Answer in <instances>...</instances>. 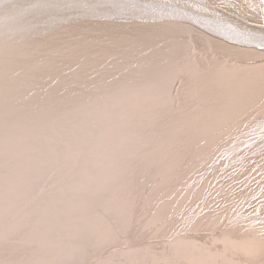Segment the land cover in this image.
<instances>
[{"label": "rangeland", "instance_id": "1", "mask_svg": "<svg viewBox=\"0 0 264 264\" xmlns=\"http://www.w3.org/2000/svg\"><path fill=\"white\" fill-rule=\"evenodd\" d=\"M32 1L38 2V0H0V14L2 12H10L8 15L21 13V16L11 17L7 24L12 23L13 20H19L18 23L23 22L29 28L14 34L9 31L11 28H6L7 24L5 27H1L0 46L26 45L31 41L30 37L19 39L18 37L25 32L29 34L28 31L35 27L46 28L48 33H66L76 25L82 30L81 35L88 36V39L98 42L93 50L96 52L95 55L87 58H80L81 55L77 56L78 60L70 64L60 57L56 61L54 59L49 62L47 69H35L31 76L37 80L43 78V82L46 83L52 81L53 85L59 86L58 90L52 91L54 93L61 95L78 93L81 95L82 101L87 99L88 102L91 100L92 103L95 101L97 104L94 106L95 104L92 105L91 101L90 103L84 102L85 107L83 105L82 107L74 106L66 115L65 113L58 114L55 119L57 123L62 122L65 116H71L61 125L50 126V128L45 124L34 133L33 138L35 141L51 140L53 149L52 147L47 150L43 147H36L30 152L32 153L28 156L30 158L23 162V165L28 167L32 162L31 159L41 160L37 164L38 166L27 168L26 174L29 178L38 179L39 176L45 175L43 172H46L47 175L38 186L29 191V194L34 197L30 201L31 206H39V202L42 203V199L45 198L53 200L58 198V201H54L52 208L55 211L56 207L60 210H65L67 207L66 211L71 208L76 209L73 219L60 221L61 225L59 226L61 227L58 226V230L57 228L54 230L56 237L62 238L63 242L61 244L63 248L60 246L62 250L60 251L59 248L60 252L56 253L58 261H55L54 264H249L250 262L254 264L261 257L264 258V237L260 236V238L258 234L256 235L259 237L256 238L257 240L247 239L243 243L222 244L221 254L215 251L211 239L203 243L199 242V237L204 235L208 240L209 237L212 238L210 235L216 222L224 214L227 215L233 211L243 194L258 188L264 180V161L263 164L261 161L264 158L256 160V162L252 161L253 159L243 161L250 148L249 138H244L233 150H228L226 153L219 154L213 161H208V159H213V153L220 145H224L238 132L239 127L243 126L252 116L256 117L260 113H258L260 109H264V49L239 47L238 51L233 49L234 45L225 41L205 40L204 36L207 38L209 36L206 34L212 33L204 31L205 29L197 26L191 20L188 21L182 12L185 5L178 0H133L135 4L131 6H137L140 10L144 9L145 13L139 12L137 7L136 9L135 7L131 8L132 10L127 7L128 11L114 16L93 13L79 15L80 13H77L81 10L97 8L116 10L120 4L123 7L122 3L125 4L129 0H114L115 2L120 1V4H113V0H111L112 2L106 0L110 2L109 5L95 3L97 0H92L94 6L86 4L82 7L72 6L71 3H68L71 0H62L59 1L60 3L51 4L50 8L41 10L36 9L38 6L35 7V3ZM252 1L256 2L253 3L255 7L264 9V0ZM131 3H126V6ZM149 8L152 11H149ZM34 9L39 12H35ZM116 11L118 13V10ZM206 12L212 13L210 10ZM173 13L181 16H175ZM61 15L67 17L61 22L54 19ZM50 19H54L52 20L53 24H48ZM188 26L194 29L198 27L199 30H196L203 33L204 36L199 37L202 35L189 32ZM164 35L168 36L167 39ZM130 36L132 39L128 38ZM138 38L143 39L139 40ZM179 39L184 42L179 50L181 55L178 64H186L185 68L182 67L183 65L176 66L170 57L163 56L164 58L161 57V60L158 61L157 57H153L158 54L156 49L149 47L150 50L148 48L143 50L141 47L148 41L150 44L154 43L153 48L160 46L158 49H161L165 44H170L172 52L176 53L177 47L174 42ZM101 47L102 49L99 51ZM146 50H149L150 53L149 51L146 53ZM154 50L155 54H153ZM138 52H140V56L142 55L141 57L134 56L139 54ZM79 53L77 52V54ZM130 54L132 57H129ZM38 58L37 54L26 57L27 61L33 63ZM89 63L91 70L88 68V72L80 73L82 69H86L85 66ZM172 66H174L172 72H166L167 68ZM175 67L179 68L174 70ZM53 70L55 71L53 72ZM70 71L75 72L71 73ZM16 77L18 75L12 73L6 81L11 83ZM201 77H206V79L202 80ZM159 78L162 80L158 81ZM63 81L64 83H62ZM205 82L208 84L205 85ZM203 88L208 92L213 91V94L205 97L210 98L209 102H213V108L202 104L204 99L200 96V91ZM41 92L36 89L31 92V95L25 96L24 104L19 108L0 111V126H2L0 142L7 137L6 127L8 125H26L25 121L16 123L14 110L24 108V106L27 110L38 109L39 107L33 106V102L30 101H34L36 97L33 96H38ZM48 96L47 103L52 101V96ZM84 96L87 97L83 98ZM87 105H90L91 109ZM251 106L260 107L259 109L255 108L257 111L253 112ZM206 115H208L207 119ZM204 119L206 122L208 121L207 124ZM19 123L21 124L19 125ZM129 133H133L132 143L138 144L133 146L131 151V147L126 150V146L123 144ZM78 134L82 135L80 141L74 143L72 139ZM42 135L44 136L42 137ZM153 136L154 139L148 140ZM110 138L112 142L109 141ZM58 139L64 140V145L56 146L54 143ZM104 140L107 142H103ZM147 143L151 151L141 155V150H137V148L147 146ZM108 144H110L109 150L106 146ZM263 144L261 143L260 146ZM90 145L101 146L103 151L101 157L93 150L83 149ZM56 152H58L57 155ZM262 152L264 153V150ZM134 156L141 157L142 161L149 165L142 170L137 165L121 167L120 172L124 174L123 178L127 179H136L135 175H139L142 179H151V182L148 180L147 187L142 192L151 199L150 208L154 207L150 210L147 208V211L142 213L146 217L149 214L147 218L141 215L143 217L141 219L146 218L141 220L140 224L143 227L140 230L143 231H139V237L146 233L144 240L132 238L129 228L121 230L122 226L119 227L115 221L117 218L114 214L117 212H108L105 208L106 203L110 200V193L107 192L105 186H110L114 179L113 175H110L106 180H103L107 174H111L108 170L110 162L116 160L124 166L125 158ZM229 156L231 157L229 158ZM159 165L162 166L159 167ZM252 165L255 168L252 169ZM202 167H204V171L199 173ZM2 171L0 172L3 174ZM118 171L117 173L120 174ZM9 172V169L6 170V175ZM50 176L57 180L56 183H53L54 179H51ZM3 179L10 181L5 177ZM124 180L122 181L126 184L127 181ZM88 181L90 183L86 184ZM81 182H84L85 186ZM1 191H3V187H0V194ZM160 194L163 198L166 197L165 200L163 198L161 200ZM139 196L142 195L139 194ZM154 202L156 205L152 204ZM83 207L89 208V212L82 214L81 208ZM52 209L50 208L48 212L49 217L54 215ZM1 210L3 214L0 215V218H5L4 221L8 220L10 215L9 210H6V205H3ZM159 214L160 217H158ZM151 217L152 220H150ZM217 218L219 219L217 220ZM145 221L149 222V225ZM145 223L148 226L144 227ZM104 225L111 232L112 240L111 236L109 238L103 236L102 239H98L97 236L92 237L93 232L85 229L87 227L92 229V226L102 229ZM146 227H148L149 235L147 231H144ZM77 230L81 232L79 235H71L75 234ZM199 231L203 233L201 234ZM64 234L65 236H63ZM247 234L249 233L247 232ZM69 236L82 237L80 239H83L86 244L94 240L93 246L86 245L83 248L87 247L83 254L73 257L70 254H75L76 251L68 245L67 241V243L64 241ZM38 237L41 236L38 235ZM8 239L1 240L7 241ZM26 239L27 235L24 245ZM38 240L40 239L38 238ZM67 240L70 241V239ZM238 255L245 256L240 259ZM35 262L37 261L35 260Z\"/></svg>", "mask_w": 264, "mask_h": 264}, {"label": "bare ground", "instance_id": "2", "mask_svg": "<svg viewBox=\"0 0 264 264\" xmlns=\"http://www.w3.org/2000/svg\"><path fill=\"white\" fill-rule=\"evenodd\" d=\"M59 1H62V0H38V2L36 1V3H35L34 1H32V3L33 2L35 3L34 4L35 7L38 6L36 9L39 8L41 10V9L47 8V7L50 8L51 4L60 3ZM131 1H132V3H131ZM178 1L185 5V8L182 9V12H183L185 18L188 19V21L191 20V22H194V24H196L197 26L205 29L204 31L211 32L212 34L207 33L206 35H208L209 37L206 38L203 33L201 34V32L198 31L199 30L198 27L196 28L198 30H196L193 27L188 26L189 32H193L196 34L198 33V34L202 35L199 37L204 36L205 40L207 39L211 42L215 41V39L225 41L228 44L234 45L233 49H235V50H238L239 47L248 48V49H256V50L257 49L258 50L264 49V9H259L258 6L255 7V5L253 3H256V2H253V1L251 2V0H178ZM129 2L131 4H127V6H126V3H129ZM68 3H71L72 6H76V7L86 6V4H88V5L91 4L92 6H94V4L92 3V0H82V1L81 0H79V1L78 0H71V2L69 1ZM95 3L108 4L110 2H108L106 0H97V1H95ZM114 3L120 4V1L119 2L114 1L113 4ZM126 3L125 4L122 3L123 7L120 6L121 4L118 6V8L116 9V10H118V13L115 9H112V8H106V9L97 8V9H89V10H84V11L81 10L77 14L80 13L79 15H90L91 13H93V14H100V15L108 14L109 16H111V15L114 16V15L124 13V11H126V10L128 11V8L131 9V8L135 7V6H131V5L135 4V2L133 0H129ZM113 4H112V6H113ZM136 7H135V9H136ZM131 10H129V11H131ZM143 10H140V8H138L139 12L145 13L146 10H144V12H143ZM148 10L152 11V10H150V8ZM207 10H210L212 13L211 14L207 13L206 12ZM34 11L39 12V11H36L35 9H34ZM8 12H9V9H8ZM30 12H32V11H30ZM158 12H160V11H158ZM176 12H178V11H176ZM9 13H7V12L3 13L2 12V14H0V28L3 26L5 27V25L7 24L8 20L11 19V17L21 16V13H19V12H17L16 14L14 13L12 15H8ZM158 14H160V13H158ZM173 14L175 15V13H173ZM175 16H181V15L178 14ZM65 17H67V16L61 15L60 17L54 18V19L61 22L62 20L65 19ZM54 19H50L48 24H53L52 20H54ZM18 21L19 20H17V21L13 20L12 23L7 24L6 28L7 29L11 28V30H9V31H11L14 34L19 33L23 30L29 29L25 23H23V22L18 23ZM77 27H78V25H76V27L72 28L70 31L69 30L66 31V33H63V32L48 33V32H46L48 30L46 28H36L35 27V29L28 31L29 34H27L25 32V33L19 35L18 39L23 38V37H27V38L30 37L31 41L29 43H27L26 45L22 44L23 46H21V45L17 46L15 44L16 46H11V47L10 46H8V47L0 46V111H4V110L7 111V109H9V108L12 109L15 107L19 108L24 104L23 99L25 98V96L31 95L32 94L31 92L36 90V89L42 91L40 93V95L38 94V96L32 95L33 97H36V98H34V101L33 100L30 101V102H33V104H34L33 106H36V107L38 106L39 107L38 109L35 108V109L27 110V108L24 106L25 109L24 108L17 109V110L15 109L14 110L15 113L13 112L15 114L14 120L16 121V123H17V121H19V122L25 121L27 126L26 125L25 126L24 125L18 126L17 124H12V125L7 124L8 125L6 127L7 137L4 141L0 142V171L3 170L2 172L4 174L3 175L0 172V187H3V191H1V194H0V215L2 216V214H3V211L1 210L3 205H6V210H9V215H10L8 217V220H6V221H4L5 218H2V217L0 218V264H33L35 262V260L38 262V264H54V263H56L55 261H58V259H57L58 253L57 252H60L62 250L63 247L61 246V244L63 242H62V238L60 239V238L56 237V233L54 230L59 225H61L60 221L64 222L66 220H71L75 217V216H73V213L76 210L75 208H71V209H69V211H66V209H68L67 207L65 210H60V209H57V207L54 205V207H56V211H55V209H52L53 204L56 201H58L57 200L58 198H56V200H53L52 198H45V199H42V201H41L42 203L39 202V206L38 205L37 206L32 205L33 207L31 206L30 201H32L34 199V197L29 194V191L30 190L32 191L31 188L38 186L46 178L45 177L46 172H43V174L45 173V175L39 176L38 179L29 178V176L26 174L27 168L36 166L37 164H39L41 162V160H38V159L32 160L31 159L32 162L29 164L30 167L28 165H26L28 167H25L23 165V162L25 161V159L30 158V157L28 158V156L30 154H32L30 152L32 150L36 149V147H43L44 149L46 148V150L48 148L52 147V149H53V146H52L53 143H51V140H48V139L42 140L39 138L40 140L35 141L33 138V135L35 132H37L39 129L44 127L45 124L48 125L49 127L50 126L55 127V126L63 124L64 122L68 121L71 118V116L67 115L63 119L61 118L62 122L57 123L55 121V119H56V116L58 114L65 113V115H66L67 112L69 113L71 108H74V106L82 107V105H83L85 107L86 104L84 105V102H88L87 99H86V101H84V100L82 101V98L80 97L81 95H79L78 93L77 94L76 93L62 94V95L59 93H56V92L54 93L52 91L55 89L58 90L59 86L53 85L54 83H52V81H49L46 83V82H43L44 81V80H42L43 78H39L37 80V79L31 77L32 74L34 73L35 69H43V70L45 68L47 69L49 67V62H52V60H54V59L56 61L60 57H62L64 61H68L70 64V63H73L76 60H78L77 56L81 55L80 58H87L88 56L95 55L96 52L93 50L97 46L98 42H96L94 39H88V36L84 37V35H81L83 32L81 29H79ZM56 31H58V30H56ZM152 33H153V31H152ZM152 33H149V34L153 35ZM31 37H32V39H31ZM164 37H165V39H167L166 37H168V36L164 35ZM128 38L132 39L131 36ZM142 39L143 38H141L139 40H142ZM173 39H174V37H173ZM145 41H147V40H145ZM153 41H154V39H153ZM183 42L184 41H182V39L181 40L179 39V41L174 42L175 47H177V51H175L176 53L172 52V50H171L172 47L170 44H168V45L165 44L164 46H162L161 49H158V48H160V46L153 48L154 43L150 44L148 41L146 43V45L142 44L141 47L143 50H145V48L149 49V47L152 49H156L158 52L157 56H153V54L156 53L155 50L153 51V54H151V55L155 58L157 57L156 59L158 61H160L161 57H163V56L164 57H170L171 59H173L172 63L176 64V66L181 67V65H183L182 67L185 68L184 65H186V64H183V63L178 64L179 59H180V55H181V53H179V50H180L181 44ZM218 44H221V43L218 42ZM222 44L224 45V43H222ZM143 45H144V47H143ZM132 47H133V45H132ZM122 48H124V47H122ZM100 49H102V47L99 48V51H100ZM152 49H151V51H152ZM128 50H130V49H128ZM148 51L146 50V53ZM77 52H80V53L77 54ZM126 52H127V50H126ZM140 52H138L139 54H136L134 56H140ZM149 53H150V51H149ZM33 54L34 55L37 54L39 56L37 61L34 63L27 61L26 57L31 56ZM169 54H172V55H169ZM258 55H260V54H258ZM130 56L132 57L131 54L129 55V57ZM104 57H107V56H104ZM181 57H183V56H181ZM31 63H33V64H31ZM77 63H79V62H77ZM155 63H156V61H155ZM156 65H158V64H156ZM90 66H91L90 63L87 64L85 66L86 69H82L80 73H85V71L88 72L87 69ZM173 67L174 66H172L171 68L170 67L167 68L168 70L166 72L171 71ZM178 68L179 67H175L174 70H176ZM54 71L55 70H53V72ZM73 72H75V71H72L71 73H73ZM12 73L15 75H18V77H16L11 83H9L10 81H6V79H8V76ZM56 73L60 74L61 71H60V73H58V72H56ZM164 73H165V71H164ZM62 75H64V74H62ZM204 78L206 79V77H204ZM204 78L201 77L202 80H204ZM157 80L160 81V80H162V78H159ZM83 82H84V80H83ZM62 83H64V81ZM69 83H70V81H69ZM203 83H204V81L201 84L200 83H197V84H200L202 86ZM207 84L208 83L205 82V85H207ZM60 87H62V86H60ZM150 89H153V88H150ZM61 90H62V88H61ZM207 92H208V90H205V88H203L200 91V96L204 99V102L202 104L204 106L213 108L214 107L213 102L208 101L210 98H205V97H208L209 95L213 94V91L210 90V92H208V93ZM46 95L52 96V101H48L49 103L46 102V98H47ZM83 95H85V94H83ZM92 95H94V94H92ZM86 97L84 96L83 98H86ZM90 101L91 100H89L88 103H90ZM91 104L92 105L95 104L94 106H97L95 101H94V103H92V101H91ZM30 105H31V103H30ZM90 105L89 106L87 105V106L90 107ZM259 107L251 106L250 108H252L253 112H254L255 108L259 109ZM92 108H94V107H92ZM77 109H79V108H77ZM90 109H91V107H90ZM75 111H77V110H75ZM250 111H252V110H250ZM256 111L257 110H255V112ZM248 112H249V110H248ZM82 113H83V111H82ZM258 113L259 114H257L256 117L252 116L253 118L251 117L249 120H247V122L245 121L246 123L243 124V126L239 127L238 132L231 139L227 140V142L224 145L222 144L218 148L216 147L217 150L215 151V153H213L214 154V156H212L213 159H208V161L209 160L213 161L214 159L217 158V156L219 154L226 153L228 150H231V149L233 150L234 147L237 144H239L240 141H242L244 138H249L248 145L250 146V148H249V151L247 152V154L245 155V158H243V161L244 160L249 161L250 159H253L252 161L256 162V160L258 161L259 159L264 158V153L262 152L264 150V144L262 146H260L261 143H264V109L263 110L260 109V111H258ZM209 114H211V113H209ZM208 115L205 116L206 119H207ZM9 120H10V118H9ZM204 121H205V119H204ZM10 122H11V120H10ZM207 122H206V124H207ZM20 124L21 123H19V125ZM103 124H104V122H103ZM1 127L2 126H0V128ZM42 133H44V132H42ZM43 136L44 135H42V137ZM81 136L82 135H80V134L76 135L74 137V139H72L73 142L75 143V142L80 141L79 139ZM132 136H133V133L132 134L129 133L126 136L125 141H123V144L126 146V150H128V148L131 147L130 148V151H131V149H133V146L138 145L137 143L136 144L132 143ZM152 139H154V136L152 138H149L148 140H152ZM109 141H111V138L109 139ZM103 142H107V141L104 140ZM64 143H65L64 140L58 139V140H56V143H54V144L56 146L57 145L62 146V145H64ZM148 143H147V146L137 148V150H141V153H140L141 155H143V153L146 154L147 152L151 151V149L148 147ZM109 145L110 144L106 145L108 150H109ZM83 149L84 150H86V149L93 150L100 157H101V154L103 153V151L101 150V146L97 147L96 145H90V146L83 147ZM222 149H224V150H222ZM114 152H116V151H114ZM57 153L58 152H56V155H57ZM36 155H38V154H36ZM230 157L231 156H229V158ZM52 160H50V161L52 162ZM10 161H14V162H10ZM48 161H49V159H48ZM55 161H57V160H55ZM97 161H99V160H97ZM157 161H158V159H157ZM261 161L263 164L264 160L262 159ZM245 164H247V163H245ZM133 165L139 166L140 170H142V169L146 168V166H148L149 163L142 161V158L137 157V156H134L132 158L126 157L124 166L120 165V163H118L116 160L114 162L113 161L110 162V165H109L110 167L108 170H110L111 174L110 173L107 174V176H105L103 178V180H106V178L110 175H113L114 179L112 180L111 183L109 182L111 184L110 186H105L107 188V192L110 193V200H108V202L106 203L105 208L107 209L108 212H113V211L117 212V214H114V215H116V218H117L115 221L119 227H120V225L123 227V228L120 227L121 230L124 228H129L130 234L132 235V238L133 237L135 239L141 238V240H144L146 238V236H145L146 233H144L145 235H142L141 237H139V231H141V232L143 231V230H140V229H143V227H141L140 224L142 222L141 220H145L149 216V214L146 217V216H143L142 213L147 211L146 210L147 208H148V210H150L151 208L153 209L154 207L151 206V208H150L149 204L151 203V199L149 197L145 196V194H143L142 192L144 191L145 187H147L148 180L150 181L151 179H146V178L142 179L141 177H139V175H135L137 177L136 179L135 178L134 179L133 178L132 179L131 178L130 179L123 178L124 174H122L120 172V170H121L120 168L126 167V166L129 167V166H133ZM209 165H210V163H209ZM106 166H108V165L106 164ZM160 166H162V165H159V167ZM206 166H204V167H206ZM204 167H202L199 170L200 171L199 173L204 171L203 170ZM257 167H259V166L257 165ZM253 168H255V167H253V165H252V169ZM8 169L10 170V172L6 175L5 171ZM148 169H151V168H148ZM117 171L120 174H118ZM228 171H229V169H228ZM165 172H167V171H165ZM170 173H171V171H170ZM225 173H226V171H225ZM244 173H246V172H244ZM139 174H141V173H139ZM151 175H152V173H151ZM9 176H10V178H9ZM4 177L9 179L10 181L3 179ZM48 178H49V175H48ZM50 178H51V176H50ZM52 178L54 179V177H52ZM124 179H127V180H124ZM46 180L48 181V179H46ZM54 180H53V183H56L57 180L56 179H54ZM122 180L127 181L126 184H124V182ZM65 182H66V180H65ZM81 183L83 186H85L84 182H81ZM89 183L90 182L88 181L86 184H89ZM150 189H151V187H150ZM152 189H153V187H152ZM151 192L153 195V193H154L153 190ZM139 194H141L142 196H139ZM158 195H159V193H158ZM162 198H163V196L161 195V200H163V199L165 200L166 197L163 199ZM29 202H30L31 208L28 206ZM103 204H105V203H103ZM152 204H155V202ZM50 208L54 212L53 213L54 215H52L53 217L48 216V212L50 211ZM88 212H89V208H86V207L81 208L82 214H85ZM141 215L143 217H146V218L141 219V218H143ZM144 215H146V214L144 213ZM160 216L161 215L159 214L158 217H160ZM153 217H155V216H153ZM218 219L219 218H217V220ZM150 220H152V217ZM150 222L153 223V221H150ZM146 223H145L144 227L149 225V222L147 223L148 225H146ZM62 224L64 225L65 223H62ZM102 225H103V223H102ZM60 227L61 226H59V228ZM147 228L148 227H146V229H144V231H147ZM85 229H89L91 232H93L92 237L97 236L98 239L101 237L103 238V236L104 237L108 236V238L111 236V232L107 229V226H105V225L102 226V229L96 228L95 226H92V229L88 228V227ZM57 230H58V228H57ZM53 231L55 234L52 233ZM206 231H207V229H206ZM105 232H106V235H104ZM211 232L212 233L210 236L212 238H210L207 234V236L209 237V240L204 235V236L199 237V242L203 243L206 240L210 241V239H211V241L214 243L215 251H217V253H219V254H221L222 250H223L222 244L243 243L244 241H247V239H256V238H259L260 236L264 237V180L262 183H260V186L258 188H256L255 190H251V191L247 192L246 194H243L242 198L239 201V204L234 206L233 211L229 212V214H227V215L224 214L221 217V219H219L216 222L214 230L212 229ZM247 232L249 234H247ZM70 233H71V231H70ZM80 233L81 232H79L77 230V232H75V234L72 233L71 235L76 236V235H79ZM147 233H148V231H147ZM199 233H201V232L199 231ZM209 234H210V232H209ZM257 234L259 237L256 236ZM9 235H10V237H9ZM26 235H27V239H26V241H25L26 243L24 245V240L26 238ZM38 235L41 237H38ZM148 235H149V233H148ZM63 236H65V234ZM6 238H9V239L7 241L1 240V239H6ZM38 238L40 240H38ZM80 238H82V237L77 238V237L69 236L68 238H65V240H64L65 242L66 241L68 242V245H70L71 248L72 247L74 248L73 249L74 251H76L75 254H73L71 252L73 255L72 254H70V255L73 257L83 254V252H85V250L87 248L86 247L85 249H83L86 245L91 244L93 246L94 240H91L92 242H89L86 244L85 241H83V239H80ZM67 239H70V241H68ZM110 239L112 240V236L110 237ZM103 240H106V239H103ZM108 241H109V239H108ZM60 246L62 248H60ZM59 248H60V251H58ZM68 248H69V246H68ZM238 256L240 259H242V256H245V255H238ZM262 258L263 257L258 259L257 262L254 264H264V258L263 259ZM66 259L69 260L68 258H66ZM246 259H248V258H246ZM37 262H35L34 264H36ZM210 262H212V261H210ZM249 264H251V262Z\"/></svg>", "mask_w": 264, "mask_h": 264}]
</instances>
